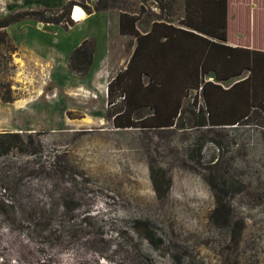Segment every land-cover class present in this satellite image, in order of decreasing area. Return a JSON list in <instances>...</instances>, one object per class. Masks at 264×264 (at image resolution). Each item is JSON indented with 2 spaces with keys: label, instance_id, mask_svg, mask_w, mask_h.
Listing matches in <instances>:
<instances>
[{
  "label": "rangeland",
  "instance_id": "1",
  "mask_svg": "<svg viewBox=\"0 0 264 264\" xmlns=\"http://www.w3.org/2000/svg\"><path fill=\"white\" fill-rule=\"evenodd\" d=\"M10 4L0 0V18ZM117 6L141 32L185 15L183 0ZM116 25L95 14L68 31L30 30L18 43L32 52L16 47L12 63L0 43V82L17 99L0 101V132L31 135L36 152L0 158V264H264V116L198 127L208 113L193 92L164 128L118 90L108 102L135 44ZM89 38L106 58L81 78L67 62ZM216 197L228 224L213 218Z\"/></svg>",
  "mask_w": 264,
  "mask_h": 264
},
{
  "label": "trees",
  "instance_id": "2",
  "mask_svg": "<svg viewBox=\"0 0 264 264\" xmlns=\"http://www.w3.org/2000/svg\"><path fill=\"white\" fill-rule=\"evenodd\" d=\"M119 1L98 0L92 4L90 0H68L58 11L43 9L1 17L0 43L5 46L7 61L12 63V56L17 53V48L7 33L9 26L25 19H32L68 30L75 25L74 21H78L73 13L72 19L70 18L73 7L78 6L86 15H91L114 9L121 10L117 6ZM184 2L185 17L180 24L187 28V31L155 22L152 24L151 33L141 36L136 29L139 22L137 16L120 13V35L133 37L137 45L125 70L118 73L108 84V102L112 100L115 90H118L123 94L127 107L152 110L151 120L156 121L157 127L164 128L177 125L175 123L182 115V101L193 92L202 95L203 107L208 113V119L199 122L198 127H205L207 124L239 125L240 120L248 119L255 109L264 116V52L226 46L229 1L184 0ZM247 21L237 20L238 25L231 26L232 31L245 29ZM255 28L264 30V19L255 20ZM162 39L165 41L160 42ZM95 49V39L84 40L68 58L69 72L81 78L85 77L92 66ZM209 76L213 77L214 82L207 80ZM237 78L240 80L230 87L226 89L222 87V83ZM11 88V83L0 82L1 102L10 104L17 100ZM194 107L196 110V104ZM197 112H202V108L199 107ZM131 126L127 124L124 127ZM33 145L31 135L0 132V158L14 151L34 155L36 152L30 150ZM155 187L156 191L160 192L156 184ZM216 199L217 207L213 218L219 225L228 224L230 217L228 210L221 199L218 197ZM220 218L225 220L221 223Z\"/></svg>",
  "mask_w": 264,
  "mask_h": 264
},
{
  "label": "crops",
  "instance_id": "3",
  "mask_svg": "<svg viewBox=\"0 0 264 264\" xmlns=\"http://www.w3.org/2000/svg\"><path fill=\"white\" fill-rule=\"evenodd\" d=\"M10 6L8 12H6L5 15H11L18 12H27V11H37V10H43V9H50V10H61L68 2V0H9ZM95 1V0H92ZM228 14H227V20H228V42L226 46H230L232 48H242V49H248L255 52H264V30L255 28V20L264 19V0H228ZM5 2V0H4ZM154 4H157L156 2H153ZM184 3V10H185V2ZM74 8V7H73ZM71 9L70 18L72 19V13L76 16L78 21H74L75 25L71 28H74L76 25H79L86 21L89 16L91 15H98V14H104V15H110L111 17L115 18L116 20V26H117V34H114V36H117L119 38H125V36L121 37L119 33V16L118 14L114 13V11H107V12H100V13H93L91 15H86L84 12V17L79 18L77 15V9L80 8L76 6L74 9ZM81 9V8H80ZM5 13V12H4ZM114 15V16H113ZM185 17V15H184ZM182 18V20L184 19ZM248 20L247 26L243 30H238L234 34L231 33V26L237 24V20ZM156 23H165L167 25H171L175 29L179 30H188L187 28L183 27L179 22L180 25H175L173 23H168L164 21H155ZM153 22V23H155ZM152 23V24H153ZM40 23H37L36 21L32 19H25L22 20L16 24H13L7 28V33L10 36L13 43L16 45V47L19 49V51H25V52H32L31 49H29L26 45H21L18 42L22 39L20 36H25V34L28 35V32L30 30H42L45 28L48 29H63L61 26L51 25V24H44L41 23V27L39 26ZM152 24L151 26L146 30L141 32L139 30L138 26L136 27L138 33L141 36H146L147 34L151 33L152 31ZM68 29V30H69ZM64 30V29H63ZM64 30V31H68ZM199 36H202L194 31H191ZM157 33V32H156ZM156 35V34H155ZM160 36V35H159ZM206 38V37H203ZM108 36L106 39V44L108 43ZM108 40V41H107ZM209 40V39H208ZM165 39H162L160 42H164ZM81 42V41H80ZM81 44V43H79ZM78 44V45H79ZM105 44V45H106ZM137 45V41L135 39V44L132 47L131 53L129 55V59L127 61V64L133 54V51ZM104 50L100 53L101 55H98L100 52V46L97 41L96 43V49L93 56V63L92 66H95L97 64H104L105 58H106V51L107 49L105 46L103 47ZM101 64V65H102ZM126 64V65H127ZM126 68V67H125ZM91 71V70H90ZM88 75V74H87Z\"/></svg>",
  "mask_w": 264,
  "mask_h": 264
},
{
  "label": "bare ground",
  "instance_id": "4",
  "mask_svg": "<svg viewBox=\"0 0 264 264\" xmlns=\"http://www.w3.org/2000/svg\"><path fill=\"white\" fill-rule=\"evenodd\" d=\"M77 15L79 18H83L84 17V12L82 11V9L78 8L77 9Z\"/></svg>",
  "mask_w": 264,
  "mask_h": 264
},
{
  "label": "water",
  "instance_id": "5",
  "mask_svg": "<svg viewBox=\"0 0 264 264\" xmlns=\"http://www.w3.org/2000/svg\"><path fill=\"white\" fill-rule=\"evenodd\" d=\"M39 26L41 27V24H39Z\"/></svg>",
  "mask_w": 264,
  "mask_h": 264
}]
</instances>
